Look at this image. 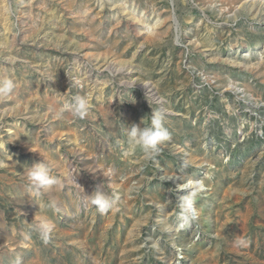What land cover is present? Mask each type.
Returning <instances> with one entry per match:
<instances>
[{
  "label": "rangeland",
  "instance_id": "rangeland-1",
  "mask_svg": "<svg viewBox=\"0 0 264 264\" xmlns=\"http://www.w3.org/2000/svg\"><path fill=\"white\" fill-rule=\"evenodd\" d=\"M8 80L0 264H264V0H0ZM153 109L170 136L146 153L124 129Z\"/></svg>",
  "mask_w": 264,
  "mask_h": 264
},
{
  "label": "clouds",
  "instance_id": "clouds-1",
  "mask_svg": "<svg viewBox=\"0 0 264 264\" xmlns=\"http://www.w3.org/2000/svg\"><path fill=\"white\" fill-rule=\"evenodd\" d=\"M14 88L11 80L5 81L0 85V93H10ZM89 103L86 97L76 96L73 99L72 108L76 115L83 118L88 111ZM127 135L130 146H137L146 153L155 152L160 144L169 139L170 133L165 126V113L163 110L153 109L150 122L146 116L141 119L140 123H132L124 129ZM24 175L31 188L37 192L42 189H48L53 185L58 184V181L51 176L49 165L44 162L34 163L31 166H25ZM91 203L98 207L101 212L107 211L115 206L118 201V196L115 193H108L105 190H96L89 195ZM180 206L185 211L191 210V196L183 198L180 201ZM54 226L48 222H41L39 230L41 237L47 242L50 233ZM15 264H24L22 258L17 257Z\"/></svg>",
  "mask_w": 264,
  "mask_h": 264
}]
</instances>
